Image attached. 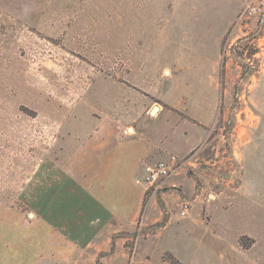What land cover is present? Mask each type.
<instances>
[{"label": "rangeland", "instance_id": "374dc122", "mask_svg": "<svg viewBox=\"0 0 264 264\" xmlns=\"http://www.w3.org/2000/svg\"><path fill=\"white\" fill-rule=\"evenodd\" d=\"M170 121L193 195L148 193L81 264H264V0H0V209L49 207L99 129Z\"/></svg>", "mask_w": 264, "mask_h": 264}, {"label": "crops", "instance_id": "0c3cea01", "mask_svg": "<svg viewBox=\"0 0 264 264\" xmlns=\"http://www.w3.org/2000/svg\"><path fill=\"white\" fill-rule=\"evenodd\" d=\"M146 122L133 127L130 134L104 128L91 135L61 168L62 179L46 192L49 207L26 216L16 209H0V264H81L83 254L85 260L86 255L94 257L92 249L106 247L97 240L110 226L133 225L146 193L152 192L148 200L151 209L159 194L167 216L171 206L184 196L191 197L194 180L183 176L184 167L151 191L135 184L143 164L161 161L170 153L181 159L193 150L196 141L194 134V142L188 144L187 133L174 130L172 121L158 128ZM173 137L180 142L178 152L171 144ZM240 145L254 148L253 141ZM246 170L247 166L244 177ZM262 198L251 204L259 207ZM59 232L65 234L64 242Z\"/></svg>", "mask_w": 264, "mask_h": 264}, {"label": "built area", "instance_id": "2783aa9c", "mask_svg": "<svg viewBox=\"0 0 264 264\" xmlns=\"http://www.w3.org/2000/svg\"><path fill=\"white\" fill-rule=\"evenodd\" d=\"M256 8H253L249 13H255ZM188 160L179 159L178 157L168 154L167 158L153 164H143L142 172L136 176L134 182L137 186L142 187L146 192L159 187L165 180L176 176L180 169ZM190 210V202L184 201L180 206V218H186Z\"/></svg>", "mask_w": 264, "mask_h": 264}, {"label": "water", "instance_id": "95a60500", "mask_svg": "<svg viewBox=\"0 0 264 264\" xmlns=\"http://www.w3.org/2000/svg\"><path fill=\"white\" fill-rule=\"evenodd\" d=\"M156 110V107H154L151 111H150V116H153L154 111Z\"/></svg>", "mask_w": 264, "mask_h": 264}, {"label": "trees", "instance_id": "16d2710c", "mask_svg": "<svg viewBox=\"0 0 264 264\" xmlns=\"http://www.w3.org/2000/svg\"><path fill=\"white\" fill-rule=\"evenodd\" d=\"M146 195H147V193L145 194V197H146ZM145 199V198H144ZM145 200H143V202H144Z\"/></svg>", "mask_w": 264, "mask_h": 264}]
</instances>
